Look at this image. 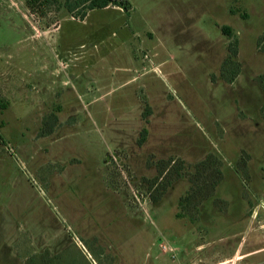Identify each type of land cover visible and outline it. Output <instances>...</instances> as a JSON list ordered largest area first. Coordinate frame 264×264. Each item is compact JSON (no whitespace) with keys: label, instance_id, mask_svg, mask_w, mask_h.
<instances>
[{"label":"rangeland","instance_id":"374dc122","mask_svg":"<svg viewBox=\"0 0 264 264\" xmlns=\"http://www.w3.org/2000/svg\"><path fill=\"white\" fill-rule=\"evenodd\" d=\"M28 1L0 0V264L264 247V0H127L84 19Z\"/></svg>","mask_w":264,"mask_h":264},{"label":"trees","instance_id":"16d2710c","mask_svg":"<svg viewBox=\"0 0 264 264\" xmlns=\"http://www.w3.org/2000/svg\"><path fill=\"white\" fill-rule=\"evenodd\" d=\"M40 2L41 0H29L28 5L29 7L34 9L37 7V5H41ZM112 6L121 8L127 12H130L131 10V5L127 0H67L65 3V7L68 8L67 11L69 13H73L74 11L81 9L80 15L83 19L87 16L88 12L92 10L107 9ZM231 11L233 14L235 13L234 10ZM222 33L225 36L232 37V32L229 27H223ZM228 53H229L228 57L225 59V61L222 64L221 75L223 80H226L227 82H233V78L236 77L241 71L240 64L236 62L238 55V41H236L235 43H230V45L228 46ZM230 65H234L233 71H231L232 74L231 76L233 78L229 77L226 74L227 71H229ZM147 133H148V129L144 128L141 133V139L139 141L140 144H142L145 141ZM200 166L202 168L201 171L204 169L203 170L204 173L207 168L206 167L207 163H201ZM198 170H200L199 165H198ZM222 178H223L222 173L219 170H216L215 178L212 180L211 186L218 185V183L222 180ZM203 184L205 183L203 182ZM187 198L183 199V202L184 201L187 202ZM154 202H156L155 199ZM183 202L181 204H183ZM178 217H182V214H179Z\"/></svg>","mask_w":264,"mask_h":264},{"label":"crops","instance_id":"0c3cea01","mask_svg":"<svg viewBox=\"0 0 264 264\" xmlns=\"http://www.w3.org/2000/svg\"><path fill=\"white\" fill-rule=\"evenodd\" d=\"M242 246V247H241ZM259 247V249H258ZM203 248V247H202ZM201 248L200 252H203V249ZM207 249V247H204V250ZM264 251V247L259 246V244H250L248 247L246 245L243 246V244H240L239 246H231V249L228 251V255H224L222 253L218 255H212L210 253L206 255H201L200 264H218L221 262H227L230 261V259H233L235 256H238L240 259H244L246 261H249L250 258H253V256L261 253ZM229 256V257H228Z\"/></svg>","mask_w":264,"mask_h":264},{"label":"built area","instance_id":"2783aa9c","mask_svg":"<svg viewBox=\"0 0 264 264\" xmlns=\"http://www.w3.org/2000/svg\"><path fill=\"white\" fill-rule=\"evenodd\" d=\"M160 245H161V247L164 248L165 251H168V249H167V245H165V244H160ZM169 249H170V252H171V249H172V248H169Z\"/></svg>","mask_w":264,"mask_h":264}]
</instances>
